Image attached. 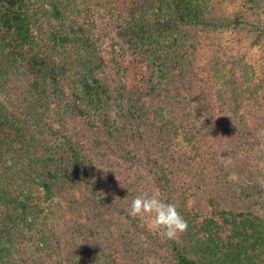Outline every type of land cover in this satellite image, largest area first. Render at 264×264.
I'll use <instances>...</instances> for the list:
<instances>
[{
	"label": "trees",
	"instance_id": "obj_1",
	"mask_svg": "<svg viewBox=\"0 0 264 264\" xmlns=\"http://www.w3.org/2000/svg\"><path fill=\"white\" fill-rule=\"evenodd\" d=\"M61 1L0 0V96L9 100L0 98V264H264V214L255 207L264 159L236 160L253 146L264 155L260 85L222 46L206 76L190 58V37L203 28L250 25L264 44L260 19L219 17L209 0H129L102 40L98 23L81 22L78 6L68 13ZM242 2L256 18L264 10V0ZM116 51L145 65L140 82L125 80ZM183 131L213 166L191 185L193 208L176 171ZM90 139L100 153L94 165L84 151ZM77 185L87 188L82 214L91 221L65 228L57 204ZM153 193L187 221L173 240L148 238L143 219L127 214L133 199ZM114 207L122 219H105Z\"/></svg>",
	"mask_w": 264,
	"mask_h": 264
},
{
	"label": "rangeland",
	"instance_id": "obj_2",
	"mask_svg": "<svg viewBox=\"0 0 264 264\" xmlns=\"http://www.w3.org/2000/svg\"><path fill=\"white\" fill-rule=\"evenodd\" d=\"M62 0V5L65 6L66 11L69 13L72 10L75 9V5L78 6L80 11V17L79 20L81 22H87L92 20L95 23H98L96 27H93V31L98 33L100 36V39L106 38L108 35L107 31L109 29L108 26H105L106 23H109L111 20H113L112 12L116 9L117 5H122V3H128L129 0ZM212 8L213 13L219 17L222 16H228V17H234L236 14H241L245 17V19H248V21L253 22L255 25H258L259 19L261 21L260 25H264V10L262 8L261 11L258 13V17L256 18L252 13L251 10H249L242 2V0H209ZM67 5V6H66ZM71 15V14H70ZM67 17H70L67 14ZM196 28V27H195ZM36 30L38 33L41 34V30H39L36 27ZM257 31H254L251 29L250 25H247V27H242L240 29L236 30H228L226 32H213L211 30H208L206 28L198 29L193 34V37H190L191 41L196 44L195 50L193 53H190V58L192 61V66L195 69H199V71H202L203 76H206L207 72L211 70V63L213 59L217 58L219 54V48H222L221 50H227L228 53L232 55H235L236 58L240 59V66H238L237 70L240 71H246L249 72L253 78V86L254 84L260 85L258 88L257 86L252 88H258L257 93L258 97L261 100L260 101V108L258 109L259 113L261 115H264V44H261L260 42H257ZM201 40H199V39ZM188 39V38H187ZM105 54L108 59H113V52L110 54L107 50L105 51ZM122 58V63L126 69V76L125 80L129 84H135L141 81L144 72L145 65H143L139 59L134 58L130 56L129 54H123L116 51L115 57ZM1 99L8 102L9 100L5 96H0ZM262 108V109H261ZM207 117V115H205ZM31 129L34 130L36 133H38V129L36 126H31ZM189 133V130H186ZM195 132V129L193 130ZM187 132L183 131L180 134V137L178 139L179 148L181 151V165H179L176 168L179 183L185 187L187 192V187L190 188L188 190L187 195L190 197L192 196V200L190 199V205L191 208L195 207L194 205V193L196 192V189L193 188L191 185L194 184L198 177H200L204 172L211 173L212 170V164L208 161L205 162L204 158H197L195 152L191 149V146L186 141ZM196 136L198 137V133H196ZM93 140L90 139L89 141L85 142V150L89 157L87 158L91 159V163L94 165L96 162L97 157H99L98 147H96L94 144H91ZM256 151H240L239 155L236 157L237 162L247 164L249 163V160L258 157L261 159H264V155L261 156L258 153L259 146H253ZM104 148H108L103 146L102 150ZM90 163V162H89ZM259 171H264L262 169H258ZM103 173L101 172L99 174L98 179L102 183ZM259 182L262 185L264 189V172L261 174H258ZM107 190V189H106ZM62 200L58 202L57 206L59 207L58 210H62L59 212V214L55 217L57 223H60L65 228L69 227L71 225L76 224L77 219H81L82 221L89 222L90 219H87L83 211L88 210L89 208H84V204L86 203V200L88 198V192L87 188L83 185H77L73 188L69 187L66 189L62 196ZM59 200V198H58ZM259 200L261 201L260 206H255L256 208L260 207L261 212L264 214V196H260ZM55 210L54 208H51ZM105 219H111V220H119L122 219V215L119 213V210L117 208H112L111 211L105 212ZM143 219L140 228L142 231H148L151 236H148V238H157L160 234V230L155 229L150 226V219L148 217L141 218ZM98 223V219L94 220L92 223V227L94 229L96 228V225ZM99 225V223H98ZM152 242H154L152 240ZM162 246V245H159ZM34 247V246H33ZM164 250V249H163ZM51 249L48 251H44L41 253L42 259H47V253H50ZM40 253V252H39ZM48 260V259H47ZM122 264L119 262L117 258V262H113L112 264ZM129 264H144L143 261H139L136 259H133Z\"/></svg>",
	"mask_w": 264,
	"mask_h": 264
},
{
	"label": "clouds",
	"instance_id": "obj_3",
	"mask_svg": "<svg viewBox=\"0 0 264 264\" xmlns=\"http://www.w3.org/2000/svg\"><path fill=\"white\" fill-rule=\"evenodd\" d=\"M127 214L131 218L150 219V226L160 230V235L168 240L187 230V221L177 212L176 206L163 201L157 193L143 194L132 200Z\"/></svg>",
	"mask_w": 264,
	"mask_h": 264
}]
</instances>
